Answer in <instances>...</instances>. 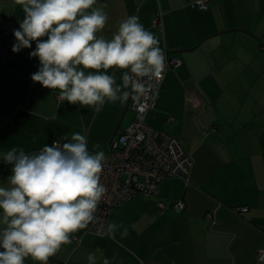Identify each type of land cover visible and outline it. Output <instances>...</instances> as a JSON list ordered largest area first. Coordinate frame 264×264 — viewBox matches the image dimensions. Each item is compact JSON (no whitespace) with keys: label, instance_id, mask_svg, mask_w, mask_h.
Segmentation results:
<instances>
[{"label":"crops","instance_id":"obj_1","mask_svg":"<svg viewBox=\"0 0 264 264\" xmlns=\"http://www.w3.org/2000/svg\"><path fill=\"white\" fill-rule=\"evenodd\" d=\"M190 1L97 4L109 17L100 35L111 38L135 15L163 50L181 58L166 72L146 122L178 136L191 155L188 183L167 177L157 192L165 201L182 199L184 207L160 210L156 197L136 194L110 213L108 224L118 225L113 235L82 229L48 264H88L89 253L96 264H264L257 256L264 248V0H210L206 10ZM158 11L161 22L153 24ZM23 19L15 0H0V30L13 35ZM12 46L13 55L0 63V156L13 147L38 152L76 132L86 135L89 151L99 143L108 153L117 129L133 117L129 99L98 113L57 103V90L31 79L40 66L30 57L35 42L18 53ZM122 71H115L118 84ZM11 168L0 159V186ZM25 264L37 262L29 257Z\"/></svg>","mask_w":264,"mask_h":264},{"label":"clouds","instance_id":"obj_2","mask_svg":"<svg viewBox=\"0 0 264 264\" xmlns=\"http://www.w3.org/2000/svg\"><path fill=\"white\" fill-rule=\"evenodd\" d=\"M24 19L14 30L12 51L36 44L39 59L33 82L58 91L60 102L91 107L140 99L163 79L167 62L158 38L138 16L124 18L111 38L100 35L108 22L98 0H15ZM113 70V74H109ZM116 70H123L122 84ZM35 139V138H33ZM34 153L13 147L0 156L12 165L7 186H0V264H48L72 234L96 220L107 188L101 176L107 162L99 143L88 149L86 135L65 136ZM118 225L107 224L113 235ZM126 234V232H125ZM99 251V250H97ZM88 264H96L89 253ZM104 264H108L107 260Z\"/></svg>","mask_w":264,"mask_h":264},{"label":"built area","instance_id":"obj_3","mask_svg":"<svg viewBox=\"0 0 264 264\" xmlns=\"http://www.w3.org/2000/svg\"><path fill=\"white\" fill-rule=\"evenodd\" d=\"M209 1L192 0L189 4L193 8L206 10ZM160 22L161 12L158 11L153 24ZM15 42L9 30H0V63L6 62L13 55L9 47ZM164 52L167 62L165 76L168 70L175 69L182 61L178 55L165 50ZM162 80L146 96L138 100L129 97L128 108L132 110L133 117L127 125L117 129L115 137L110 141V150L105 154L107 162L101 176V183L106 186L107 192L99 205L96 220L84 230L105 233L112 210L136 194L156 197L160 210L167 207L172 209L184 207L182 199L165 201L157 197L159 185L167 177H179L188 183L193 165L191 155L178 136L154 128L146 122L147 112L155 106ZM54 98L60 103L57 91L54 92ZM242 208L239 206L235 209ZM205 215L212 216L211 213ZM257 256L260 260H264V248L258 251ZM148 264L157 263L151 261Z\"/></svg>","mask_w":264,"mask_h":264},{"label":"water","instance_id":"obj_4","mask_svg":"<svg viewBox=\"0 0 264 264\" xmlns=\"http://www.w3.org/2000/svg\"><path fill=\"white\" fill-rule=\"evenodd\" d=\"M115 134H116V133H115ZM112 139H113V137H112ZM112 139H111V140H112Z\"/></svg>","mask_w":264,"mask_h":264},{"label":"trees","instance_id":"obj_5","mask_svg":"<svg viewBox=\"0 0 264 264\" xmlns=\"http://www.w3.org/2000/svg\"><path fill=\"white\" fill-rule=\"evenodd\" d=\"M175 54V53H174ZM177 55V54H176Z\"/></svg>","mask_w":264,"mask_h":264}]
</instances>
